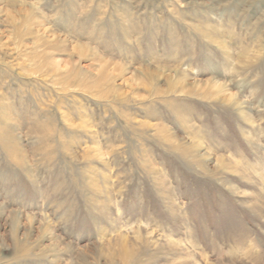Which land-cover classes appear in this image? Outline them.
I'll return each mask as SVG.
<instances>
[{
	"label": "rangeland",
	"instance_id": "1",
	"mask_svg": "<svg viewBox=\"0 0 264 264\" xmlns=\"http://www.w3.org/2000/svg\"><path fill=\"white\" fill-rule=\"evenodd\" d=\"M0 264H264V0H0Z\"/></svg>",
	"mask_w": 264,
	"mask_h": 264
}]
</instances>
